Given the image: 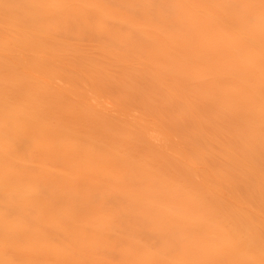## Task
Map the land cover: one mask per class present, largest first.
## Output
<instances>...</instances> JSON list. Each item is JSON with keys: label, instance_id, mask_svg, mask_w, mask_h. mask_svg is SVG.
Listing matches in <instances>:
<instances>
[{"label": "bare ground", "instance_id": "1", "mask_svg": "<svg viewBox=\"0 0 264 264\" xmlns=\"http://www.w3.org/2000/svg\"><path fill=\"white\" fill-rule=\"evenodd\" d=\"M259 2L0 0V264L264 262Z\"/></svg>", "mask_w": 264, "mask_h": 264}, {"label": "snow or ice", "instance_id": "2", "mask_svg": "<svg viewBox=\"0 0 264 264\" xmlns=\"http://www.w3.org/2000/svg\"><path fill=\"white\" fill-rule=\"evenodd\" d=\"M100 7L119 10L122 9L123 6L116 4H108V5H102ZM237 7H241L245 9H255L258 7L259 9V23H260L261 41H262V102H264V0H260L258 6L255 4H243V5H238ZM246 20L247 23L254 24L256 22V16L249 15L246 18ZM262 264H264V262H262Z\"/></svg>", "mask_w": 264, "mask_h": 264}]
</instances>
